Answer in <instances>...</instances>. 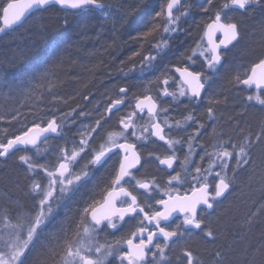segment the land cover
I'll use <instances>...</instances> for the list:
<instances>
[{"label": "snow or ice", "instance_id": "snow-or-ice-1", "mask_svg": "<svg viewBox=\"0 0 264 264\" xmlns=\"http://www.w3.org/2000/svg\"><path fill=\"white\" fill-rule=\"evenodd\" d=\"M181 3L182 0H168L166 6L155 13L151 27L142 34V38L146 39L161 27L165 35L178 31L180 16L175 14V10L179 9ZM208 4L211 6L212 0H208ZM52 5L71 8L77 12L85 9L88 12L103 11L106 7L103 0H27L23 7H18V4L13 2L0 7L5 25L11 27L33 9L42 10ZM253 5L264 7V0H225L220 6L214 19L206 25L205 36L208 37L209 46L204 48L202 42L197 45V48L201 49L199 55L204 58V63L207 65V74L193 72L186 67L175 68L182 81L178 93L180 97H187L189 103H197L203 98L202 92L210 86V78L223 64L224 53L221 49H229L230 45L235 47L241 39L240 25L236 22H227L224 18L227 10H239L243 14ZM207 10L204 9L205 12ZM186 14L187 11L181 13V15ZM3 30L0 28V31ZM217 32L222 36L218 43L212 39ZM159 48L160 45H157V50ZM196 54L197 50L193 49V56ZM155 59V56H145L142 68L151 69V62ZM46 79V72L27 77L28 82L33 86L35 84L43 86L42 82ZM233 79L236 85L248 89L255 87L256 94L247 96L248 104L249 106L258 104L260 110L264 111V55H261L251 66L250 74L237 75ZM2 83L10 90L17 87L6 79ZM162 83L168 85L167 76ZM184 85H187L186 89ZM19 86H24V82L21 81ZM119 92L120 95L112 99L107 106V115L96 119L94 125L78 128L79 140L73 138L71 148L66 142L54 162L48 160L41 163L36 158L41 151L38 142L43 138L46 143L49 135L62 136L68 122L73 119L71 113L60 119L53 114L46 126L34 123L32 127L23 128L16 134H10L8 128L3 129V135L0 137V158H6L16 152L23 153L18 156V161L24 166L30 181L26 186V192L33 201V206L31 209L13 208L10 200L0 204V225H2L0 264H26L28 251L40 238L43 227L52 216L54 209L59 206L60 200L71 195L89 178L91 170L103 167L112 156L120 157L119 166L113 169L114 174L110 178V183L105 185L106 194L102 203L104 211L98 212L96 205L100 201H93L83 208L80 221L74 229H61L62 235L57 240L56 248L52 250L55 264H108L109 257L113 255L116 256L119 264L125 262L172 264L168 259V252L181 245L183 247L177 257L179 264H204V261L187 245V241L194 235L193 230H197L195 234L199 235L205 244H213L218 239L219 233L210 226L207 218L217 211V206L233 191L241 174L248 172L255 164L252 153L255 148L264 145V122L261 123L258 132H253L242 123L246 113L241 111L239 119L233 117L229 122L232 134L213 127L211 133L213 142L205 144L199 139L203 134L201 129L205 125L196 119L194 113L189 112L182 121H176L173 125L167 115L169 109H158V100L150 94H144L135 97L134 107L129 105L132 110L127 115L120 116L119 129L106 131L105 138L100 135L101 130L110 122L112 114L119 112L125 105L129 89L121 87ZM49 94L55 96L51 89ZM161 94L165 97L171 96L173 100L177 96V93L169 92L167 87ZM209 102L210 105H219L223 101L219 98H210ZM145 113L147 120L143 125H138L137 120L144 119ZM215 113L214 107L207 108L209 120L216 119ZM80 115L84 116L85 113L81 112ZM5 119L8 118L0 117V120ZM13 121H17L15 113L8 120L9 125L14 127ZM193 123L197 127L187 136V148L181 159L178 153L185 144V138L179 133L186 132ZM173 130L177 132L175 137L171 134ZM97 137H100L98 143ZM133 137L135 140L132 139ZM150 137L167 145V154L163 157L154 156L160 166L171 170L166 173L168 179L164 185H161L155 177L151 180L137 179L132 172V169L141 165L142 160L137 141L147 142ZM198 148L199 152H197ZM196 155H199L201 162L207 161L206 168L193 159ZM149 156H153V153L150 152ZM85 157H90L88 162L79 172L75 171L80 160ZM177 161L180 170L174 167ZM260 166L264 167V153ZM133 181H135L134 185ZM187 181H191V195L187 193L180 195L179 189L174 186ZM133 188L143 191L135 192ZM154 193L159 195L155 196ZM142 196L144 203L140 200ZM153 199L155 205L151 202ZM261 207L264 208V204ZM173 213H179L182 219L178 222L173 221ZM260 214L264 215V212ZM256 216V211L250 213L247 221L249 225L254 222ZM125 217L138 220V225L130 237L122 241L117 240L115 243L99 241L100 232L105 229H117L116 220L123 222ZM136 240L138 242H135ZM121 244L127 245V251L121 250L119 247ZM233 244L223 245V252L217 248L211 253V264H232L231 254H241L243 256L241 264H257L254 256L249 258V253L255 252L259 253L261 264H264V239L261 240L260 246L255 248L245 238L233 234ZM149 252L152 254L151 260L146 259Z\"/></svg>", "mask_w": 264, "mask_h": 264}, {"label": "trees", "instance_id": "trees-1", "mask_svg": "<svg viewBox=\"0 0 264 264\" xmlns=\"http://www.w3.org/2000/svg\"><path fill=\"white\" fill-rule=\"evenodd\" d=\"M9 1L0 0V5L5 6ZM103 3L106 5L103 11L93 12L87 9L67 12L50 6L32 14L22 26L0 31V117L8 118L0 120V137L5 128L9 129L10 134H16L34 123L45 125L53 114L60 119L71 113L73 119L66 127L74 126L90 118L93 114L91 109L108 105L112 99H109V95L114 90L117 94L121 87H136L142 80L147 82V89L142 94L154 96L149 88L162 86L165 74L173 67L193 68L191 59L184 54L189 50V41L193 37L195 43L202 42L205 47L201 35L197 37L202 24L198 19L205 21L211 18L219 0H212L211 6L208 0H189L186 4L188 16L179 24L178 31L181 33L177 31L170 37L164 35L161 27L146 39L142 38V34L151 27L155 13L166 6L167 0H103ZM108 5L112 11L108 12ZM205 8L208 9L206 12ZM1 11L2 7L0 15ZM240 19L241 22H237L240 25V43L232 51H225L220 67L222 73L213 84L209 100L205 101L202 96L200 107L189 108L194 115L196 110L204 111H201L205 116L202 121L205 127L201 129L203 136L218 126L232 134L229 122L233 117L239 119L241 111L246 113L242 123L246 128H253V132H258L264 122V111L260 110L258 104H255L256 107L247 104L233 79L237 76L236 68L248 62L253 65L264 53V7L253 5L240 14ZM0 28L3 29L1 25ZM160 43H163L160 45L164 49L162 52L155 49ZM146 53L156 59L151 62V69L139 75L138 65ZM242 55L250 58L244 61L239 57ZM41 72L47 74L43 86H33L28 82L27 77ZM5 79L17 87L12 90L4 87L2 81ZM21 81L24 82L22 87L19 86ZM49 89L55 96L49 94ZM210 98H219L223 102L210 105ZM53 104L56 106L52 107ZM209 106L216 109L215 120L208 119ZM81 112L85 115L81 116ZM14 113L17 121L12 122L13 127L8 120ZM45 153L38 157L43 160ZM262 153L264 145L253 150L256 169L251 167L244 172L235 185L237 195L226 199V205L230 207L228 210L226 207L225 211L233 216L227 223H221L214 229L219 236L216 245L209 244L222 252L223 245L233 244V234L245 238L255 248L264 239V215L260 214L264 212L261 207L264 204V167L260 166ZM12 156L13 159L9 156L0 158V195L5 193L12 201H18L21 199L20 187L25 183L22 172L16 166L19 165L17 155ZM232 208L237 213L231 212ZM253 211L257 212V216L249 225L247 221ZM253 256L257 264H261L259 253H249V258ZM230 258L232 264H241L243 260L241 254H231ZM48 260L49 256L42 254L29 264H47Z\"/></svg>", "mask_w": 264, "mask_h": 264}, {"label": "flooded vegetation", "instance_id": "flooded-vegetation-1", "mask_svg": "<svg viewBox=\"0 0 264 264\" xmlns=\"http://www.w3.org/2000/svg\"><path fill=\"white\" fill-rule=\"evenodd\" d=\"M175 79L177 78L175 77ZM165 86L166 85L163 84V88H160V89H165L164 88ZM160 91L161 90L157 91L156 92L157 94L153 96L158 100V109H161L160 97L162 96V94H159ZM110 102L108 103V105L110 104ZM184 103L188 104L189 101L184 102ZM201 103L202 101H199L197 103H189L188 106H190V108L197 107V106L200 107ZM108 105H106L104 107V110L101 111L100 116H97L96 118H93L91 116L90 118H87L85 121H80L76 123L74 126L65 127V130L62 135V148L65 147L66 142H68L67 146L71 148V140L73 138H75L77 141L79 140V136L77 135L78 128H84L89 124L94 125L96 119H99L102 115H107L106 109ZM134 105H135V102L131 104L132 107H134ZM180 106H178V108H180ZM131 110L132 109L130 107L126 108L125 106H122L119 112H115L114 114H112L111 117L116 116L115 117L116 119L112 123L109 122L108 124H105L104 128L101 130L100 135L106 138V131H111L113 130V128L119 129L118 121H119L120 116L127 115L128 112ZM185 111L186 109H183L182 113H184ZM174 112L175 111H173V113ZM198 112L199 110L198 111L196 110L195 117L199 121L202 116L201 117L197 116ZM167 115L169 118V122L172 124H175V122L178 121L176 119L182 120L181 119L182 117L180 115H177L180 118L179 117L172 118L170 117V113H167ZM162 118L163 117H161V119ZM174 119L176 121H174ZM146 120H147V113L144 114V119L137 120V124L143 125ZM196 127L197 125L193 123L186 132L181 131L179 133V135L185 138V144L183 148H181V151L178 153L181 159L183 158V152L187 148V144H186L187 136L192 134L193 131L196 129ZM171 134L175 137L177 135L176 130H173ZM51 138H55V137H49L48 139H51ZM132 139L135 140L134 137ZM99 140H100V137H97V143L99 142ZM152 141H155V142L153 143ZM42 143L39 144V148L40 146L43 145ZM137 144H138V149L140 151L142 160H141V165H138L136 169H132V172L136 175L137 179L151 180L153 177H155L161 185H164L168 179V176L166 173L170 172L171 170L165 168L164 166H160L158 164V161H155L154 156L160 155L161 157H163L165 154H167V145H164L162 141H156L154 137H150L149 141L147 142L137 141ZM150 152L153 153V156L151 157L149 156ZM16 153L18 155L23 154L22 152H16ZM89 158L90 157H85L84 159L80 160L79 164L76 166L75 171L79 172L80 169L83 168V166L88 162ZM119 159H120L119 156H112V158L108 161V163L105 164L103 167H99L97 169L91 170L89 178L86 181L82 182L80 186L72 192L71 195L66 196L60 200L59 206L54 209L52 216L49 218L48 222L43 227L40 238L34 243V246L31 248V250L28 251L27 257H26V264H29L35 261L36 258L42 254H47L49 256V260L47 264H55V260L52 256V250L56 248L57 240L62 235L61 229H74L75 225L80 221V215H81L83 208L87 206L88 204H91L93 201H100V203L96 205L97 209L102 206L103 197L106 194L105 185L110 183V178L114 174L113 169L119 166V163H118ZM193 159L201 163L203 167L205 168L207 167V164H206L207 161L201 162L199 160V155L194 156ZM16 166L22 172V176L24 177L23 183H25L23 186L20 187L21 199H19L18 201H12L9 197L0 195V204H2L4 201L10 200L12 202L13 208L23 209L26 207L28 209H31L33 206V201L30 199V197L28 196L26 192V186L30 183V181L28 180L26 176L24 166L20 164ZM174 167H176L177 170H180L179 161H177ZM160 168H163L164 170L160 171L159 170ZM172 174H175V173H172ZM40 175L42 176L43 174L41 173ZM209 179L211 180L212 178L210 177ZM134 183L135 181L132 182L133 185ZM190 185H191V181H187L182 184L175 185L174 187L179 189L180 195H184L186 193L188 195H191ZM132 190L135 192L143 191V190L135 189V188H133ZM0 193L2 194V191H0ZM154 195L158 196L159 193H154ZM226 199L223 201V203L217 206V211L211 217L207 218L210 226H211V221L214 218H216L217 213L220 215L224 214V211L226 208ZM140 200H141V203H144L143 196L140 197ZM151 202L153 205H155L154 199ZM172 219L173 221L178 222V220L182 219V217H180V214L177 213L173 215ZM88 221L89 223L91 222L90 216L88 217ZM116 223H117V229H105L104 231L99 233L98 239L100 242L107 241L110 243H115V241L117 240L122 241L130 237L131 233L135 231V228L138 225V220L130 218V217H125V221L121 222L117 219ZM0 228H2V225H0ZM196 231L197 230H193L194 235L192 236L190 240L187 241V245L191 247L195 253H199L201 251L200 246H202V244H205V243L200 238L199 235L195 234ZM199 239L202 241L201 244L197 243ZM135 242H138V240H136ZM119 247L121 248L122 251H127L126 244H121L119 245ZM181 247H183V245L175 247L174 249L168 252V259L172 261V264H179L177 257L180 253ZM146 259L147 260L152 259L151 252L148 253V256L146 257ZM108 264H119V261L116 259V256L113 255L112 257H109ZM125 264H127V262H125ZM161 264H166V262H161Z\"/></svg>", "mask_w": 264, "mask_h": 264}, {"label": "rangeland", "instance_id": "rangeland-1", "mask_svg": "<svg viewBox=\"0 0 264 264\" xmlns=\"http://www.w3.org/2000/svg\"><path fill=\"white\" fill-rule=\"evenodd\" d=\"M168 1V0H167ZM188 1L189 0H182V3H181V5H180V7H179V9L178 10H175V14L177 15V16H180V21H179V24H180V22H181V20L183 19V18H187V16L188 15H181V13L182 12H185L186 11V4L188 3ZM194 1H199V0H193V2ZM222 3H223V0H219V3H218V6H216V7H214V9H215V11H214V13H212L211 14V16L213 17V16H215V14H216V12L220 9V6L222 5ZM255 7V6H254ZM108 8H109V5H108ZM107 8V9H108ZM113 9H111V8H109L108 9V12L109 11H112ZM114 12V11H113ZM114 14H115V12H114ZM240 14H241V12H237V11H235V10H232V9H229V10H227V12H226V15H225V20L227 21V22H241V19H240ZM199 20V22H201L202 21V24H200V26H199V28H200V31H199V33H198V36L197 37H199L200 35H201V37L203 36V30H204V27H205V25L207 24V22L209 21V19L208 20H205V21H203L201 18L200 19H198ZM201 20V21H200ZM113 24V23H112ZM177 32V31H176ZM179 33H181L182 31H178ZM163 33H164V31H163ZM174 33H169L168 35L171 37L172 35H173ZM165 35V34H164ZM197 35V34H196ZM194 39H195V37H193L190 41H189V44H190V50H187V52L184 54V55H188V57H191V62H192V64H191V66H193V68L192 69H194V70H192V69H189V70H192L193 72H204L205 74H207V72H206V69H207V65L204 63V58L202 57V56H200L199 55V51L201 50V49H199V48H197V45H198V43L199 42H197V43H195V41H194ZM241 40V39H240ZM240 43V42H239ZM163 43H160L159 45H162ZM237 45V44H236ZM236 47V46H235ZM235 47H231L230 48V50L232 51L233 49H235ZM205 48V47H204ZM156 50H157V48H155ZM193 49H196L197 50V54L195 55V56H193ZM157 51H164V49H162L161 47L159 48V50H157ZM227 52V51H226ZM148 53H150V52H148ZM148 53H146L145 55H143V57H142V62L138 65V70H140V71H147L148 69L147 68H142V64H143V61H144V57L145 56H153L152 54H148ZM159 53V52H158ZM157 53V54H158ZM223 53H225V52H223ZM156 54V55H157ZM264 53H262L261 55H263ZM224 57V56H223ZM240 57V59H245L244 61H248L246 58H250V57H248V56H245V55H242V56H239ZM259 60V59H258ZM251 63L250 62H248L245 66H242V67H239V68H236V73H235V75H239L240 73L242 74L241 76H243L245 73H249V71H250V69H251V66H252V64L250 65ZM250 65V66H249ZM249 66V67H248ZM221 67V66H220ZM220 67H219V71L218 72H216L211 78H210V86L209 87H206V89H205V95H203V99L205 100V101H208L209 100V97H210V91H211V89H213V84L218 80V76L220 75V73H222V69H220ZM164 80V79H163ZM168 80H169V83H168V85H166L164 88H166L167 87V89L169 90V92H174V93H177V96H176V99L175 100H173L172 99V97L171 96H168V97H165V96H161L160 97V100H161V102H160V104H161V109L162 108H168V107H170V106H174V110L173 111H175L173 114L172 113H170V117H172V118H174V117H179V116H177V115H180L182 118V120H183V117L184 116H186L189 112H190V110H189V108H190V106H188V104L187 103H184V102H187L188 101V98L187 97H180L179 95H178V93H179V91L181 90V84L179 83V81H178V79H175L173 76H170V77H168ZM238 86V88L241 90V95H243V96H245V101L247 102V104H248V101H247V96L249 95V94H256V89H254V88H251V89H248V88H246V87H244V86H242V85H237ZM157 86H155V89L156 90H153V91H159V90H161L160 91V93L159 94H161L162 93V91L164 90V89H160V88H163V85L162 86H159V87H157ZM242 88V89H241ZM159 89V90H158ZM201 101V100H200ZM182 103H184V104H182ZM179 104V105H178ZM182 104V105H181ZM181 105V106H180ZM257 105V104H256ZM256 105L254 104V107H256ZM178 106H180V108H178ZM188 108V109H187ZM183 109H186V111L184 112V113H182L183 112ZM201 111H203V110H199V112H198V114H197V116H202L201 117V119L199 120V121H203V119L205 118V116H204V114H202L201 113ZM176 112L178 113L177 115H176ZM204 112V111H203ZM202 114V115H201ZM180 118V117H179ZM176 119V118H175ZM174 119V121H176V120H178V121H182V120H179V119H176L175 120ZM173 121V120H172ZM87 124V123H86ZM85 125V124H84ZM173 125H175V124H173ZM253 129V128H252ZM229 131V130H228ZM43 144V145H42ZM41 145L42 146H40V150H41V152H40V155L42 154V153H45V151H46V153H45V155L43 156V160H41L39 157V159H40V162L41 163H43V162H45V161H48V160H51V161H55V158H56V156H57V154H59V152H60V149L62 148V136H60V137H55V138H51V139H48L47 140V142L45 143V142H43ZM45 149V150H44ZM16 155H17V160H18V154L17 153H15ZM39 155V156H40ZM10 158H12L13 159V156L12 155H10L9 156ZM19 163V162H18ZM20 164V163H19ZM207 164V163H206ZM207 166H208V164H207ZM22 178H24L23 176H22ZM235 189H236V187H234V189H233V191L228 195V197H232V196H236L237 195V190L235 191ZM240 194H241V192H240ZM245 193H244V190H243V195H244ZM3 195L4 196H6L7 194H5V193H3ZM227 197V198H228ZM13 201H15V200H13ZM227 203V202H226ZM227 207V209L226 210H228V208L230 207L229 205H227L226 206ZM228 213V212H227ZM196 254H198V253H196ZM200 257H202L201 255H200V253L198 254ZM197 255V256H198ZM199 257V258H200Z\"/></svg>", "mask_w": 264, "mask_h": 264}, {"label": "bare ground", "instance_id": "bare-ground-1", "mask_svg": "<svg viewBox=\"0 0 264 264\" xmlns=\"http://www.w3.org/2000/svg\"><path fill=\"white\" fill-rule=\"evenodd\" d=\"M59 8V7H58ZM61 9V8H60ZM62 10V9H61ZM63 11H66V10H63ZM67 12H69V11H67ZM71 12H77V11H71ZM0 17H1V15H0ZM214 17L215 16H213V17H211V18H209V21L207 22V23H209L210 21H212V19H214ZM1 25V24H0ZM4 29V28H3ZM6 30V29H5ZM189 50H190V48H189ZM173 68H176V67H173ZM173 68L171 69V70H169L166 74H165V76H173L174 78H175V75H174V73H173ZM138 72V71H137ZM140 73H139V75H143L144 74V72H142V71H139ZM147 85V82H144L143 80H142V82H141V84L140 85H138V86H136L135 87V85H133L132 87H129L128 89H129V92H128V96H127V100H126V103H125V107L126 108H128L129 107V105H131L133 102H135V97L136 96H140V95H143L142 93L147 89V88H145V86ZM138 88H141L140 89V91L138 92V93H136V90L138 89ZM150 90H152V94L155 96L156 95V91H153V90H156L155 89V87L154 86H152V87H150L149 88ZM159 90V89H158ZM115 90L112 92V93H110V95H109V99H115V98H117L119 95H120V92H118L117 94H115ZM145 94V93H144ZM111 99V100H112ZM98 104H100V103H98ZM179 105V104H178ZM168 109H169V112L168 113H172L173 112V110H174V106L172 105V106H170V107H168ZM102 110H104V107L103 108H101V107H97V110L95 109V108H93V109H91V112L93 113L92 114V117L93 118H96L97 116H100L101 115V111ZM103 113V112H102ZM173 114V113H172ZM176 115H177V113H176ZM116 116H113V117H111V120H110V123H112L116 118H115ZM217 129H219V130H223V132H225V133H227L226 131H225V128L224 127H222V126H218L217 127ZM211 133H212V131L211 132H209V133H207L206 135H201L200 136V141L201 142H204L205 144H210V143H212L213 141H212V138H211ZM200 151V149L198 148L197 149V152H199ZM252 167H257V161L255 160V164L252 166ZM256 169V168H255ZM241 176H243V173L241 174ZM227 206V205H226ZM231 212H233V213H237L236 211H235V208H232V210H231ZM233 216V214L232 213H226V211H224V214L223 215H220V214H216V218H214L212 221H211V227L213 228V229H215L217 226H219L221 223H223V224H225V223H227V221L228 220H230L231 219V217ZM217 241V240H216ZM196 242V241H195ZM201 240L199 239L198 241H197V243L198 244H201ZM215 245H216V242H215ZM201 247V252H200V254L203 256L202 257V260L204 261V264H211V260H212V257H211V253H213V252H215L216 251V246L214 247L213 245H207V244H202V246H200ZM221 250V249H220ZM222 251V250H221Z\"/></svg>", "mask_w": 264, "mask_h": 264}, {"label": "water", "instance_id": "water-1", "mask_svg": "<svg viewBox=\"0 0 264 264\" xmlns=\"http://www.w3.org/2000/svg\"><path fill=\"white\" fill-rule=\"evenodd\" d=\"M9 2H13V3H17L18 4V7H23V5L25 4V3H27V0H12V1H9ZM168 2V1H167ZM7 5V4H6ZM5 5V6H6ZM52 6H57V7H59L58 5H52ZM49 7V6H48ZM59 8H61V7H59ZM62 10H66V11H74V10H72L71 8H61ZM43 10V9H42ZM37 11H40V10H35V9H33L32 11H30V12H28V13H26L25 14V16L24 17H22V19H21V21H19V22H16L14 25H12L11 27H9L8 25H5V23H4V17H3V11L1 12V17H0V24H1V26L4 28V29H6V30H12V29H14V28H17V27H19V26H21L33 13H35V12H37ZM11 15V14H10ZM209 23H211V21L209 22ZM205 30H206V27H205V29H204V32H203V40H204V42H205V44H206V46L208 47L209 45H208V37L207 36H205ZM222 38V36H221V34L220 33H216L213 37H212V39L214 40V41H216L217 43L219 42V39H221ZM231 47V45L229 46V48ZM223 50H227V49H221V51H223ZM190 71H192V70H190ZM173 73H174V75L179 79V81L182 83V81H181V78H180V75H179V73L178 72H176L175 71V68H173ZM258 73H259V70H258ZM249 74H250V72H249ZM184 87L185 88H187V85H184ZM255 88V87H254ZM203 92H204V90H203ZM203 92H202V94H203ZM49 137H54V136H51V135H49ZM43 142V138H41V140L38 142L39 144L40 143H42ZM104 211V209H103V207L101 206V207H99L98 208V212H103ZM174 214H177V213H173V215Z\"/></svg>", "mask_w": 264, "mask_h": 264}]
</instances>
